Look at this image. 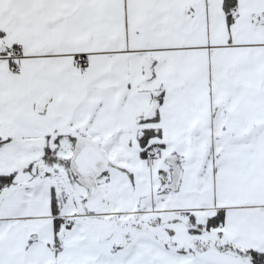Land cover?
Wrapping results in <instances>:
<instances>
[{"label":"snow or ice","instance_id":"snow-or-ice-1","mask_svg":"<svg viewBox=\"0 0 264 264\" xmlns=\"http://www.w3.org/2000/svg\"><path fill=\"white\" fill-rule=\"evenodd\" d=\"M0 264H264V0H0Z\"/></svg>","mask_w":264,"mask_h":264}]
</instances>
